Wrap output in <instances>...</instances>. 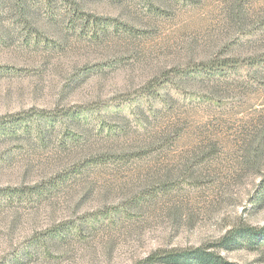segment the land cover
Returning a JSON list of instances; mask_svg holds the SVG:
<instances>
[{"label": "rangeland", "instance_id": "1", "mask_svg": "<svg viewBox=\"0 0 264 264\" xmlns=\"http://www.w3.org/2000/svg\"><path fill=\"white\" fill-rule=\"evenodd\" d=\"M15 118L0 264H264L263 242L216 246L264 227V0H0Z\"/></svg>", "mask_w": 264, "mask_h": 264}, {"label": "trees", "instance_id": "2", "mask_svg": "<svg viewBox=\"0 0 264 264\" xmlns=\"http://www.w3.org/2000/svg\"><path fill=\"white\" fill-rule=\"evenodd\" d=\"M103 23L102 20L98 22V25ZM105 23V22H104ZM94 26H97L96 22H93ZM43 119H46L47 124L51 123V118L41 115ZM22 125L26 126L25 120L22 118H15L11 122H1L0 129H4L6 126L8 128H14V126ZM38 130V129H37ZM10 132V131H9ZM7 195H9L11 190H7ZM42 193V191H39ZM264 243V227L259 230L251 227L235 228L227 232L216 245L217 248L222 250L230 249L234 246H239L243 243L246 245H257ZM138 264H231L225 262L219 255L215 254L213 251H208L205 248H194L192 250H180L171 253H166L163 255H150L144 260L140 261Z\"/></svg>", "mask_w": 264, "mask_h": 264}]
</instances>
